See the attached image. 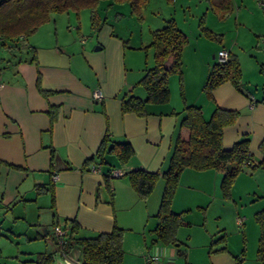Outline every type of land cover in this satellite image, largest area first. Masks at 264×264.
<instances>
[{
    "label": "crops",
    "instance_id": "0c3cea01",
    "mask_svg": "<svg viewBox=\"0 0 264 264\" xmlns=\"http://www.w3.org/2000/svg\"><path fill=\"white\" fill-rule=\"evenodd\" d=\"M254 3L230 0L227 14L215 13L217 20L231 21L232 37L224 28L209 48L201 34L192 41L187 37L181 61L182 66L183 58L192 63L194 72L186 81L182 68L179 84L171 75L166 102L146 103L142 116L123 114L120 95L144 98L137 82L154 64L155 48H147L151 31L163 25L148 29L144 41L141 27L135 40L126 25L117 31L115 20L124 13L109 10L124 3L101 4L98 14L105 21L99 29L90 26L88 8L67 9L51 12L27 35L0 37V264L54 252L56 222L70 241L114 226L123 229L122 264H146L149 252L165 264H264L257 252L255 215L264 210L261 168L239 171L228 196L220 188V169L183 168L171 207L183 213L186 223L177 228L172 244L153 241L152 232L165 184L161 173L185 106L201 107L205 118L215 106L237 110L236 120L222 128L223 148L247 136L249 151L261 157L264 51L258 39L264 35V7ZM221 48L237 57L240 84L237 88L226 80L208 93L204 82ZM97 90L101 98L93 96ZM106 132L130 142L134 153L127 163L112 154L106 155L107 164L87 161ZM134 168L160 173L146 198L137 195L125 174ZM111 169L124 173L111 177ZM71 220L78 229L70 236Z\"/></svg>",
    "mask_w": 264,
    "mask_h": 264
},
{
    "label": "trees",
    "instance_id": "16d2710c",
    "mask_svg": "<svg viewBox=\"0 0 264 264\" xmlns=\"http://www.w3.org/2000/svg\"><path fill=\"white\" fill-rule=\"evenodd\" d=\"M149 0H2L0 2V37L13 40L20 34L27 35L34 31L39 24L48 19L51 12H64L67 9L79 10L88 8L90 26L99 29L105 18L100 20L98 8L113 3H127L130 12L138 20L143 19L142 10ZM172 1V0H169ZM209 8L219 16L230 11V0H208ZM202 22V21H201ZM204 34L214 36L206 27H201ZM151 42L148 46L155 48L154 64L145 70V74L137 82L145 90L144 98L131 93L120 95V111H130L142 116L146 113L145 104L149 102H166L168 99V76L170 72H179L181 53L187 43V36L174 22L173 18L164 21L161 28L151 31ZM170 65L166 66L165 62ZM241 69L237 57L230 52L226 62H213L205 80L204 89L209 93L215 86L226 80L231 81L237 88L240 84ZM54 110H50V114ZM51 114V119L54 118ZM238 111L221 109L215 106L209 117L202 115L201 107L187 105L184 115L180 118L178 135L173 142L166 171L161 173L165 182L156 213L157 225L154 227L153 241L172 244L177 241L176 230L184 225L182 212H175L171 207L173 192L178 184V178L183 168L205 170L206 168L220 169V188L224 195H229V188L233 177L244 167L250 171L257 168L264 169V141L259 144L261 157H255L249 151V138L242 136L229 149H224L221 143L222 128L236 120ZM97 146L95 154L87 161L107 164L106 155L112 154L119 162L127 163L134 153V149L127 139L115 140L106 132ZM110 171V170H109ZM108 171V175H109ZM129 183L141 198H146L156 184L159 171L153 172L145 168H134L126 171ZM256 220L259 223L260 235L258 256L264 259V210L258 211ZM74 220L70 221V236L77 231ZM71 238V237H70ZM123 229L114 226L109 232H98L85 238H77V243L83 247L84 263L82 264H122ZM55 250L65 252L70 247V239L63 244L54 241ZM53 252H40L32 259L21 261V264H52Z\"/></svg>",
    "mask_w": 264,
    "mask_h": 264
},
{
    "label": "rangeland",
    "instance_id": "374dc122",
    "mask_svg": "<svg viewBox=\"0 0 264 264\" xmlns=\"http://www.w3.org/2000/svg\"><path fill=\"white\" fill-rule=\"evenodd\" d=\"M105 3L103 4L105 5ZM254 4L257 8H260L256 5V3ZM116 10L124 13V16L119 15V19L115 20L117 31H125L126 29L124 26L126 25L127 30L132 31L134 40L137 37H140L138 36L140 27L142 28V36L144 41L146 40L144 35L148 29L161 27L164 24V21L168 18H173L174 22L177 23L178 27L187 35L190 41L197 39L196 36L201 34V40H204V45L208 48L210 45L214 44V41L219 42L221 35L220 32H222L224 28L226 30V35L229 37H232L235 33L233 27L230 24L231 21L223 22L221 20H217L215 12H213V9L209 8L208 0H149L147 6L142 10V20L136 19V17L130 12L129 5L126 2L122 6L113 7V9L109 10V13L113 15L115 14L114 11ZM129 13L132 15L131 19V15H129ZM201 27H207L209 31H212L210 32L213 33L214 36L209 37L208 35L204 34ZM218 33H220V35ZM147 48H150V46ZM183 62L184 63L182 66L181 61L179 69L180 73L170 72L167 82L169 81V77L173 75L172 77H177V84H179L180 82L178 79L180 74L182 75V68L185 72L186 81L189 80V75L194 72L195 68L193 67L192 63L188 61L185 62L184 58Z\"/></svg>",
    "mask_w": 264,
    "mask_h": 264
},
{
    "label": "built area",
    "instance_id": "2783aa9c",
    "mask_svg": "<svg viewBox=\"0 0 264 264\" xmlns=\"http://www.w3.org/2000/svg\"><path fill=\"white\" fill-rule=\"evenodd\" d=\"M255 1L259 7H264V0H255ZM258 43H260L261 50L264 51V35H261V37L258 39ZM228 54H229V51L227 49L221 48L217 51L215 58L219 62H226V60L228 59ZM93 96L96 98H101L102 93L99 90H97L93 92ZM123 173L124 172L121 169L120 170L111 169L109 171V176L119 177ZM53 178H54V175H53ZM237 221L240 222V219H238ZM65 235H66V230L63 229V224L57 223V222L54 223L53 236L55 237V240L57 241L58 244L61 245L65 242ZM146 264H165V262L161 256H158L155 253L149 252L146 255Z\"/></svg>",
    "mask_w": 264,
    "mask_h": 264
},
{
    "label": "water",
    "instance_id": "95a60500",
    "mask_svg": "<svg viewBox=\"0 0 264 264\" xmlns=\"http://www.w3.org/2000/svg\"><path fill=\"white\" fill-rule=\"evenodd\" d=\"M65 252L55 250L52 253V264H82L85 259L83 256V247L77 243V240L70 241V247Z\"/></svg>",
    "mask_w": 264,
    "mask_h": 264
}]
</instances>
